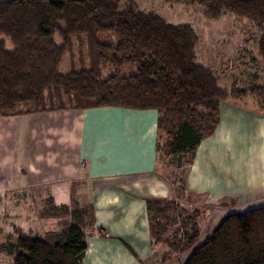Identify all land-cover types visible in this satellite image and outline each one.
<instances>
[{"label": "trees", "instance_id": "16d2710c", "mask_svg": "<svg viewBox=\"0 0 264 264\" xmlns=\"http://www.w3.org/2000/svg\"><path fill=\"white\" fill-rule=\"evenodd\" d=\"M161 1L200 7L207 20H245L264 65V0ZM200 44L191 25L169 23L138 0H0V118L107 106L155 109L157 160L184 174L217 128L223 104L249 98L264 113V85L221 86L217 70L200 58ZM68 53L71 65L62 72ZM125 68L133 72L122 74ZM146 203L153 244L176 250L170 223L179 217L194 226L200 209L182 208L171 220L178 203ZM41 216L55 219L57 229L17 230L14 241L5 235L13 264H83L90 206L48 199ZM182 264H264V206L226 215Z\"/></svg>", "mask_w": 264, "mask_h": 264}, {"label": "crops", "instance_id": "0c3cea01", "mask_svg": "<svg viewBox=\"0 0 264 264\" xmlns=\"http://www.w3.org/2000/svg\"><path fill=\"white\" fill-rule=\"evenodd\" d=\"M21 117L28 130L18 169L0 159V218L11 224L4 235L13 241L31 217L44 219L51 199L57 206H90L83 264H164L167 250L152 242L147 199L180 201L173 186H184L182 193L223 204L213 211L223 218L234 197L241 204L264 203V113L254 108L223 104L217 128L178 182L168 181L157 160L155 109L107 106L2 117L0 153L7 138L22 133L13 129Z\"/></svg>", "mask_w": 264, "mask_h": 264}, {"label": "rangeland", "instance_id": "374dc122", "mask_svg": "<svg viewBox=\"0 0 264 264\" xmlns=\"http://www.w3.org/2000/svg\"><path fill=\"white\" fill-rule=\"evenodd\" d=\"M138 4L140 8L157 13L169 23L174 25L189 24L198 31L201 36V44L199 46L200 58L217 70L221 79V86L229 87L234 82L241 85V87H248L252 84L264 85V65L254 48L251 30L245 20H239L234 17L207 20L203 17L200 7L183 4H164L161 0H138ZM57 41L60 42V39L57 38ZM78 46V42L74 41V52L78 50ZM70 65L71 57L68 53L60 65V70L66 72ZM132 72L131 68H125L122 74L127 75ZM108 74L109 71L107 70L103 76L106 77ZM237 103L242 107L257 108L256 103L249 98ZM19 121H21L20 126H16L13 129L22 133L16 134L14 139L7 138L5 147L0 153V159H8L14 171L20 165L19 161L27 140L26 131L28 130V123L27 121L24 122V117L19 118ZM173 173L168 168L162 170V174L167 177L168 181L174 180L173 182H175V179H177L178 182L179 177L183 174L178 171L175 177ZM182 188L184 186L175 184L173 186L174 198L177 197L180 201L168 198L178 203L176 212H170V219L172 220L175 215L178 217V213L182 208L190 211L194 208H199L200 214L195 219L196 225L194 226L183 225L179 217L175 223H170L171 226L167 232L168 236L171 239L175 235L176 239L172 240L178 242V245L176 250H171L168 243L163 245V248L167 250L164 264H182L188 254L204 241L207 233L223 219V217L213 216L214 206L219 204L218 208L222 210L224 208L223 204L219 202L218 204H209L204 196L194 197L193 195L186 194V192L182 193ZM234 198L228 203L229 207L224 209L226 210V215L232 212H244L251 208L264 206V203L260 201L241 204L239 200L237 201ZM37 214L38 212L33 213V215ZM6 220V216L0 218V227L3 232V234L0 233V264H13L12 258L10 261L9 254L3 248V243L6 240L4 233L9 231L7 228L12 231L11 224L9 225V221ZM18 223L21 224V222ZM56 223L55 219L44 218L38 222L37 220L34 221L31 217L29 225L25 224L26 227L24 228L28 231L32 227L36 233L43 234L49 230H56L58 227ZM91 227V220H89L87 222V230L90 231ZM13 238L14 236L11 237V239Z\"/></svg>", "mask_w": 264, "mask_h": 264}]
</instances>
